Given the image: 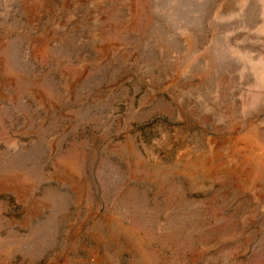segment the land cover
Here are the masks:
<instances>
[{
    "label": "rangeland",
    "instance_id": "obj_1",
    "mask_svg": "<svg viewBox=\"0 0 264 264\" xmlns=\"http://www.w3.org/2000/svg\"><path fill=\"white\" fill-rule=\"evenodd\" d=\"M0 264H264V0H0Z\"/></svg>",
    "mask_w": 264,
    "mask_h": 264
}]
</instances>
